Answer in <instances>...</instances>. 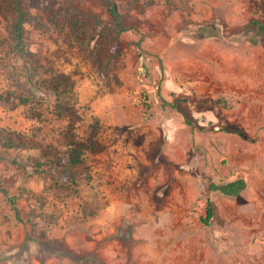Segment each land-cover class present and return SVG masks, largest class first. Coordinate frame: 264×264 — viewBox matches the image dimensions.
Returning <instances> with one entry per match:
<instances>
[{
    "label": "rangeland",
    "instance_id": "rangeland-1",
    "mask_svg": "<svg viewBox=\"0 0 264 264\" xmlns=\"http://www.w3.org/2000/svg\"><path fill=\"white\" fill-rule=\"evenodd\" d=\"M8 1L0 0V96L8 91L19 92L30 99L31 105L11 108L0 99V130L15 132L26 142L33 139L55 151L61 149L58 134L66 121L52 115L56 98L47 85L50 77H66L71 82L74 90L70 107L80 116L76 134L85 140L89 136L87 122H95V102L106 95L116 99L126 87L129 92L135 89L130 95L136 98V89L146 86L140 62L148 60V71L153 74L157 64L153 54L162 55L172 72L182 79L196 78L199 83L207 80L211 93L203 95L206 106L210 94H218L222 90L219 86L228 87V80H234L242 68L252 73L264 71V33L257 29L264 25V0H110L125 30L119 36L121 53L116 58L110 53V37L108 40L103 33L97 40L82 32L86 27L82 14L97 18L109 28L111 19L101 0H59L66 13L65 25L57 20V25L52 26L49 13L41 15V27L25 25L27 55H18L5 44L9 16L2 8ZM72 22L77 29L70 27ZM247 41L257 45L255 57L248 64L244 63L249 51ZM112 102L103 109V119L119 122L123 114L116 100L112 98ZM175 103L185 108L183 98L177 97ZM233 119L229 117V122H225L228 126L215 123L203 127L193 123L190 136L177 138L165 149L169 151L166 161L178 168V192L192 190L197 182L179 178L185 166H192L194 177L200 176L203 183L211 182V174L222 165L216 158H202L203 150L215 147L233 129L252 135L264 128L261 122ZM87 154L83 165L74 170L79 177L76 191L67 192L50 184L53 170L34 172L30 160L36 157L35 153L0 148V186L7 194L0 191V248L22 246L27 237L31 239L28 231L38 239L36 245L47 246L46 233L57 223L79 228L87 225L97 197L92 178L89 184L83 179L84 168L90 174ZM191 213L192 219L184 224L196 231L199 209L194 208Z\"/></svg>",
    "mask_w": 264,
    "mask_h": 264
},
{
    "label": "crops",
    "instance_id": "crops-1",
    "mask_svg": "<svg viewBox=\"0 0 264 264\" xmlns=\"http://www.w3.org/2000/svg\"><path fill=\"white\" fill-rule=\"evenodd\" d=\"M246 46L248 64L257 45L247 41ZM151 57L157 62L153 74L148 60L140 62L146 86L136 89V98L130 95L135 89L129 92L128 87L116 99L106 95L95 102V122H87L94 142L88 165L97 196L87 225L57 223L46 233L47 246L36 245L38 239L28 231L31 239L22 246L0 248V264H264V128L252 135L230 129L222 142L203 150L202 158H216L222 165L217 163L211 182L203 183L194 177L192 166H185L179 178L197 182L184 193L178 192V168L166 161L165 150L177 138L190 136L193 123L228 126L225 122L235 117V122L264 124V71L242 68L228 87L210 94L206 106L203 95L211 93L207 80L182 79L162 55ZM143 92L150 103L147 113ZM177 97L183 98L185 108L175 103ZM112 98L123 114L119 122L103 119ZM235 181L244 182L235 195L208 190L211 184ZM206 199L213 214L204 226L200 219ZM194 208L199 209L196 231L185 225Z\"/></svg>",
    "mask_w": 264,
    "mask_h": 264
},
{
    "label": "trees",
    "instance_id": "trees-1",
    "mask_svg": "<svg viewBox=\"0 0 264 264\" xmlns=\"http://www.w3.org/2000/svg\"><path fill=\"white\" fill-rule=\"evenodd\" d=\"M105 10L111 19L109 28L97 18L89 14H82L81 18L85 20L86 27L82 29L86 35L91 38L100 39L104 36L111 40L110 53L113 58H116L120 52L121 41L119 36L124 33V28L121 25L119 14L114 9L110 0H101ZM1 9V5H0ZM3 11L9 16L7 38L5 40L6 46L18 55H27V48L24 42L25 25L32 24L34 27H41V15L49 13V22L52 26H56L57 20H61L64 25L67 23L64 20L65 12H62L59 0H9L2 8ZM73 21V18H70ZM72 29H77L76 23H71ZM81 27V26H80ZM258 32H264V25L257 26ZM77 34L76 32H74ZM112 58V59H113ZM141 71V70H140ZM143 74V72L141 71ZM48 87L52 90L56 103L53 107L52 115L65 123L63 128L59 131L58 141L61 149L55 151L50 146H41L30 139L26 142L22 136L15 132H7L0 130V148L3 150H26L30 153H35L36 157L30 160L34 172H39L43 168L53 170L55 175L50 179V184L60 190L67 192H75L77 188V178H79L74 171L83 165V157L86 152L94 148V142L91 137L81 140L76 134V123L80 120V116L71 109V100L73 97V87L71 82L66 77H50L47 83ZM142 107L144 113L150 110V103L148 101L147 93L140 94ZM0 99L8 104L11 108L18 106L31 105L30 99L25 95L15 91H8ZM171 108L178 109L175 104H169ZM38 117L40 115H37ZM41 119V116L40 118ZM42 122V121H41ZM186 123H189L186 121ZM85 175L83 179L89 184L91 176L84 168ZM210 185L209 191L219 189L226 195H235L244 188V182L235 181L232 183L224 184L219 188ZM0 191L7 196L5 191L0 186ZM13 205V204H12ZM15 210V208L13 207ZM204 218L200 219V223L204 226L209 224L212 218V206L208 199H206Z\"/></svg>",
    "mask_w": 264,
    "mask_h": 264
}]
</instances>
